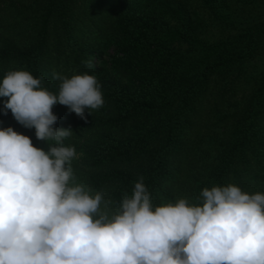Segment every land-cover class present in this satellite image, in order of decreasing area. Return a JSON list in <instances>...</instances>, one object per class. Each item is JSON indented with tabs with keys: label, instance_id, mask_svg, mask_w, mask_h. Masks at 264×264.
Wrapping results in <instances>:
<instances>
[{
	"label": "trees",
	"instance_id": "obj_1",
	"mask_svg": "<svg viewBox=\"0 0 264 264\" xmlns=\"http://www.w3.org/2000/svg\"><path fill=\"white\" fill-rule=\"evenodd\" d=\"M125 2L0 0V80L24 69L58 93L54 73L96 75L102 107L87 119L60 103L53 112L73 130L63 143L77 152L75 182L103 192L101 211L141 177L154 205L199 204L204 188L230 183L264 192V0H152L150 14ZM6 99L0 127L47 151L4 113Z\"/></svg>",
	"mask_w": 264,
	"mask_h": 264
},
{
	"label": "clouds",
	"instance_id": "obj_2",
	"mask_svg": "<svg viewBox=\"0 0 264 264\" xmlns=\"http://www.w3.org/2000/svg\"><path fill=\"white\" fill-rule=\"evenodd\" d=\"M53 75L58 93L24 69L0 80L4 113L50 145L0 127V264H264V192L230 183L204 188L199 204L154 205L141 177L114 213L101 211L103 192L75 182L77 152L63 143L73 130L55 127L53 106L87 119L105 103L102 85L89 72Z\"/></svg>",
	"mask_w": 264,
	"mask_h": 264
},
{
	"label": "rangeland",
	"instance_id": "obj_3",
	"mask_svg": "<svg viewBox=\"0 0 264 264\" xmlns=\"http://www.w3.org/2000/svg\"><path fill=\"white\" fill-rule=\"evenodd\" d=\"M125 1H126L125 5H122L121 9L129 8L132 12H135L136 14H150L148 13V11L149 9H151L150 3L152 0H125ZM119 11L120 9L117 11L116 14H118ZM113 52H114V46L107 47L106 53L113 54ZM262 62H264V55L259 59V63L262 64ZM207 122L208 120H206V122L202 124V128H204V126H209L210 123ZM257 169L258 167H255L254 171H256Z\"/></svg>",
	"mask_w": 264,
	"mask_h": 264
}]
</instances>
